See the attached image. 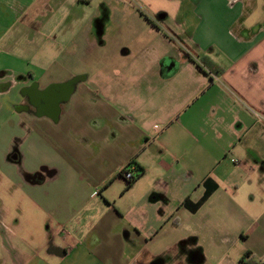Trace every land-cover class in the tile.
<instances>
[{
  "label": "crops",
  "instance_id": "1",
  "mask_svg": "<svg viewBox=\"0 0 264 264\" xmlns=\"http://www.w3.org/2000/svg\"><path fill=\"white\" fill-rule=\"evenodd\" d=\"M140 1L150 37L87 33L81 70L0 77L26 264H264V0Z\"/></svg>",
  "mask_w": 264,
  "mask_h": 264
},
{
  "label": "rangeland",
  "instance_id": "2",
  "mask_svg": "<svg viewBox=\"0 0 264 264\" xmlns=\"http://www.w3.org/2000/svg\"><path fill=\"white\" fill-rule=\"evenodd\" d=\"M139 13L158 24L140 0H0V77L12 74V69L22 73L59 66L81 70L87 33L99 40L110 32L113 41L120 39L118 45L130 43L137 32L138 39L153 35L154 28ZM159 29L172 34L164 25ZM134 46L130 48L142 51L138 42ZM67 56L72 58L68 64ZM50 155L60 160L54 150ZM23 169H0V264H26L27 258L44 256L30 250L38 244V233L30 237L22 230Z\"/></svg>",
  "mask_w": 264,
  "mask_h": 264
},
{
  "label": "trees",
  "instance_id": "3",
  "mask_svg": "<svg viewBox=\"0 0 264 264\" xmlns=\"http://www.w3.org/2000/svg\"><path fill=\"white\" fill-rule=\"evenodd\" d=\"M125 170H127V169L124 168V170H122V173H121L122 177H123V173H124ZM138 176H139V173H137V175L134 178L130 179V180H127V179H125L123 177L126 180V188H129L136 181ZM31 180H32V182H39L41 180V178L36 175L33 178H31ZM201 202L198 203L197 206H199L201 204ZM196 207L193 206V207H190V208H191L192 211H194L196 209ZM250 255H251V253L249 251H245L244 252V254H243L242 258H241V261H242L243 264H260V262H261L260 260H255V259L250 258L249 257Z\"/></svg>",
  "mask_w": 264,
  "mask_h": 264
},
{
  "label": "built area",
  "instance_id": "4",
  "mask_svg": "<svg viewBox=\"0 0 264 264\" xmlns=\"http://www.w3.org/2000/svg\"><path fill=\"white\" fill-rule=\"evenodd\" d=\"M156 127H160V126L156 125ZM123 177L127 180H130V179L134 178L135 176L129 170H125L123 173Z\"/></svg>",
  "mask_w": 264,
  "mask_h": 264
},
{
  "label": "flooded vegetation",
  "instance_id": "5",
  "mask_svg": "<svg viewBox=\"0 0 264 264\" xmlns=\"http://www.w3.org/2000/svg\"><path fill=\"white\" fill-rule=\"evenodd\" d=\"M6 87V85H4V84H0V89H4ZM1 169V168H0ZM37 176H39V175H37ZM40 177V176H39ZM202 200H204V198L202 199ZM242 262V261H241ZM152 263H156V262H152ZM151 263V264H152ZM158 264V263H157Z\"/></svg>",
  "mask_w": 264,
  "mask_h": 264
},
{
  "label": "water",
  "instance_id": "6",
  "mask_svg": "<svg viewBox=\"0 0 264 264\" xmlns=\"http://www.w3.org/2000/svg\"><path fill=\"white\" fill-rule=\"evenodd\" d=\"M208 192H210V191H208ZM152 264H157V263H152Z\"/></svg>",
  "mask_w": 264,
  "mask_h": 264
}]
</instances>
